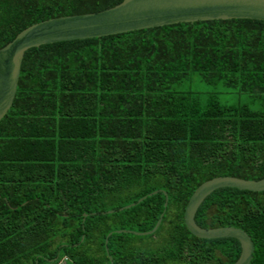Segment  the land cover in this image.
I'll list each match as a JSON object with an SVG mask.
<instances>
[{
  "label": "trees",
  "instance_id": "16d2710c",
  "mask_svg": "<svg viewBox=\"0 0 264 264\" xmlns=\"http://www.w3.org/2000/svg\"><path fill=\"white\" fill-rule=\"evenodd\" d=\"M122 1L0 0V49L34 24ZM195 77L248 101L179 90ZM224 176L264 178V21L34 48L0 122V264H234L238 240L185 224L194 192ZM196 220L245 231L251 264H264V192L218 190Z\"/></svg>",
  "mask_w": 264,
  "mask_h": 264
},
{
  "label": "water",
  "instance_id": "95a60500",
  "mask_svg": "<svg viewBox=\"0 0 264 264\" xmlns=\"http://www.w3.org/2000/svg\"><path fill=\"white\" fill-rule=\"evenodd\" d=\"M217 20L264 21V0H123L120 4L102 12L59 17L34 24L22 31L6 47L0 49V122L13 107L25 56L34 48L176 24ZM226 188L264 192V178L247 180L224 176L206 181L194 192L187 204L185 224L188 231L199 239L238 240L242 251L234 264H251L255 254V244L248 233L236 227L206 229L196 220L205 201L216 191ZM165 195L167 196V193ZM162 218L153 231L136 234L138 236L155 234L162 223ZM108 243L107 240L106 244ZM110 260L113 262L111 256Z\"/></svg>",
  "mask_w": 264,
  "mask_h": 264
},
{
  "label": "rangeland",
  "instance_id": "374dc122",
  "mask_svg": "<svg viewBox=\"0 0 264 264\" xmlns=\"http://www.w3.org/2000/svg\"><path fill=\"white\" fill-rule=\"evenodd\" d=\"M179 90L198 92L201 93L203 97L206 93L212 91L218 92L219 99L224 105L238 104L240 101L245 103L248 101L246 95L228 94L223 86L219 85V87H214L208 85L205 82L201 81L199 77H195L192 81L185 83L180 87Z\"/></svg>",
  "mask_w": 264,
  "mask_h": 264
}]
</instances>
